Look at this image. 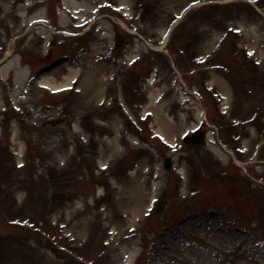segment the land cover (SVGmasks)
<instances>
[{
	"label": "rangeland",
	"instance_id": "1",
	"mask_svg": "<svg viewBox=\"0 0 264 264\" xmlns=\"http://www.w3.org/2000/svg\"><path fill=\"white\" fill-rule=\"evenodd\" d=\"M122 3L59 44L0 0V63L19 55L0 75V264H264V0ZM75 68L73 90L39 85ZM201 118L211 137L190 147Z\"/></svg>",
	"mask_w": 264,
	"mask_h": 264
},
{
	"label": "bare ground",
	"instance_id": "2",
	"mask_svg": "<svg viewBox=\"0 0 264 264\" xmlns=\"http://www.w3.org/2000/svg\"><path fill=\"white\" fill-rule=\"evenodd\" d=\"M14 60V59H13ZM12 65V63L10 62L9 64H7L6 66H2L1 68H0V75H2V77L3 78H5V73L8 71V68L10 67ZM18 71V73L17 74H19L18 76H21V74L25 77V78H27V75H25V74H23V68H21V69H17ZM76 71H69L67 74H65V76H63L62 77V82H60V83H58V84H56V83H54L53 81H51L50 79H44V81L43 80H41V82H40V84L41 85H45V86H48L50 89H59V88H61V87H64V86H66V85H69L70 83H72L73 82V79H74V77L76 76V73H75ZM75 74V75H74ZM74 83V82H73ZM89 90V92H94L95 94H97L98 93V90L96 89V88H94V89H88ZM156 94L154 93L152 96H151V98L154 100L155 98H156ZM77 120L75 121V126L76 127H78V125H77ZM157 133H159L161 136H164L162 133H161V131H156ZM136 253H131L129 256H128V261H127V263L126 264H132V259L134 258V255H135Z\"/></svg>",
	"mask_w": 264,
	"mask_h": 264
},
{
	"label": "flooded vegetation",
	"instance_id": "3",
	"mask_svg": "<svg viewBox=\"0 0 264 264\" xmlns=\"http://www.w3.org/2000/svg\"><path fill=\"white\" fill-rule=\"evenodd\" d=\"M55 3H57V0H50V1L48 2V6H49L48 8H49V9H50V8H54V6H55L54 4H55Z\"/></svg>",
	"mask_w": 264,
	"mask_h": 264
}]
</instances>
